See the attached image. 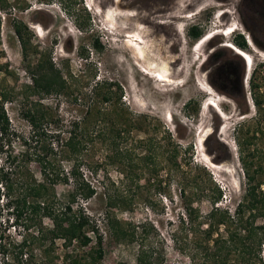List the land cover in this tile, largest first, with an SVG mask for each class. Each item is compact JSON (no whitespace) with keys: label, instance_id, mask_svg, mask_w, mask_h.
Masks as SVG:
<instances>
[{"label":"rangeland","instance_id":"1","mask_svg":"<svg viewBox=\"0 0 264 264\" xmlns=\"http://www.w3.org/2000/svg\"><path fill=\"white\" fill-rule=\"evenodd\" d=\"M256 7V0H158L153 4L144 0H6L3 4L0 85L10 93L5 109L12 129L20 137L26 139L32 132L24 113L34 109L39 98L26 96L32 81L14 32L19 23L25 26L31 64L35 66L39 55L44 54L63 69L68 81L69 97L42 101L52 108L55 121L63 120L61 130L67 121L87 112L86 104L76 103L74 98H81L95 81L105 79L121 86L122 102L129 111L153 120L151 124L142 120L141 130L133 131L122 145L125 152H130L128 162L139 156L149 157L151 150L160 148L148 165L138 161L139 168L133 170L128 164L121 166L97 141L78 158L82 173L97 188V196L83 205L104 238L105 256L100 264H137L141 239L147 248L155 250V256L162 254L161 264H202L203 257L196 256L195 247L206 237L189 233L186 209L194 211L197 226L207 223L217 206L233 215L250 185H259L257 195L264 192V111L254 104L244 58L225 46L233 43L236 34H244L253 42L256 52L250 47L254 65L249 77L257 67L256 94L264 100V49L256 44L257 40L264 47V19L256 14ZM226 10L231 13L219 17ZM197 23L203 25L204 35L218 33L201 48L196 46L201 39L194 40L188 34ZM233 25L238 27L236 32L224 36V30ZM129 41L141 42L140 48ZM150 69L155 75L150 74ZM157 72L168 76L172 83L159 80ZM212 100L219 107L207 110L205 105ZM91 118L95 120L96 116ZM45 127L53 129L44 123ZM150 138L155 139L151 150L143 144ZM177 143L181 145L177 154L180 168L173 166L172 154L168 153ZM24 151L14 137L8 151L5 148L0 152V160L5 164L6 153L17 155ZM19 164H24L21 159L15 165ZM24 167L41 179V168L34 161ZM246 169L255 179L252 184ZM218 187L223 195L215 205ZM71 190L72 186L65 184L55 188L60 197ZM111 197L120 199V208H110ZM6 204L7 199L1 197L0 264H72L73 258L67 261V254L73 253V248L67 250L63 241L47 248L48 253L30 247L35 230L28 227L26 216L16 222ZM110 212L124 226L139 227L134 243L117 242L110 236L106 224ZM261 213L256 226L264 223V207ZM249 216L246 213L244 219ZM141 226L147 230L142 236ZM228 233L224 227L218 232L224 238ZM92 237L91 247H95L96 239ZM217 237L215 233L213 239ZM90 251V247L79 248L73 255L81 264H91ZM237 255L232 253L228 263H236ZM254 261L264 264V245L259 259Z\"/></svg>","mask_w":264,"mask_h":264},{"label":"trees","instance_id":"2","mask_svg":"<svg viewBox=\"0 0 264 264\" xmlns=\"http://www.w3.org/2000/svg\"><path fill=\"white\" fill-rule=\"evenodd\" d=\"M0 11L6 0H1ZM225 1V0H223ZM256 14L264 19V0H256ZM1 16V15H0ZM1 26V17H0ZM23 23L15 26L14 32L22 46L23 63L25 70L30 76L32 84L27 87L28 96H36L39 100L34 104V109H28L24 113L32 127V132L28 138L20 137L19 133L13 130L9 116L5 109V103L10 98V93L4 91L0 85V152L10 148L11 140L17 137L25 151L14 155L6 153V163L0 160V198L7 199L6 208L18 219L26 216L30 222L29 228L35 230L30 239V247L43 250L48 253L49 247L57 241H63L67 250L73 248V253L67 254V261L72 259V264H81L74 258L76 250L90 247L88 257L91 264H100L105 256L103 247V236L100 235L95 220L90 214L86 213L83 202H87L97 196V188L84 176L81 171L78 158L88 147L95 145V141L105 147L113 155L115 160L123 165H129L130 169H138L140 165L149 164V161L157 157V150L152 151L155 139L150 138L143 141L144 146L149 148V157H137L128 162L131 157L129 151H124L122 145L128 141L133 131L141 130L143 121L147 124L153 123L149 116L141 115L129 111L125 103L122 102L123 90L114 80L95 81L91 90L82 95L81 98H74L85 103L87 112L84 116L73 117L67 121L65 129H60L64 122L55 121V115L51 107L42 101L48 98H61L70 96L68 91V81L64 77L63 69L57 67L52 59H47L44 54L39 55L37 63L31 64L29 41L26 40ZM26 29V28H25ZM202 24L192 26L188 34L190 38L199 40L204 35ZM233 44L243 51H250L248 40L243 34H236ZM256 44L264 49L256 40ZM97 41V46H98ZM35 52V51H34ZM250 76L249 85L253 91V101L259 111H264V100L256 94L255 73ZM96 116V119H92ZM60 120V118H58ZM143 120V121H142ZM264 121V115L262 117ZM44 123L52 130L44 128ZM9 139V140H8ZM8 140V143L4 142ZM142 142V140H141ZM172 164L175 168H180L177 161V154L181 145L173 144ZM166 153V150L162 151ZM21 159L24 164L15 165ZM34 161L41 168V179H37L29 167H24L27 162ZM66 163L69 165L66 167ZM148 163V164H147ZM135 164V165H134ZM24 167V168H23ZM247 170L248 182L252 184L255 180ZM28 177L27 180L24 177ZM209 183H213L209 178ZM207 183V182H206ZM59 184L72 186V190L64 197H60L55 188ZM215 184V183H214ZM198 189V185H196ZM258 186H249L243 203L239 204L234 214L223 212L220 207H215L207 217V223L197 226L194 224V211L186 209L184 216L190 227L189 233L196 235L203 234L206 241L200 240L195 247L196 256H201L202 264H255V259H259L262 246L264 245V223L256 226L255 223L264 207V192L257 195ZM3 192V193H2ZM216 197L213 203L217 205L223 192L218 187L215 190ZM110 198V208L118 209L121 207L120 199ZM82 202V204H80ZM228 211V209H227ZM249 213L248 219L244 215ZM106 224L109 228L110 236L117 242L134 243L139 231V227L124 226L115 215L110 212L106 215ZM197 218H201L197 215ZM50 222V225L47 224ZM186 223L183 222L184 225ZM207 225L204 229L203 226ZM235 226L233 230L231 227ZM227 228L229 233L227 238L218 234L221 228ZM147 230L141 226L142 233ZM218 237L214 238V234ZM92 235L95 236L96 245ZM27 240V239H26ZM24 244H28V240ZM211 247V248H210ZM232 253H238L236 263H228V258ZM153 249L147 248L144 240L141 239V252L137 257V264H161L162 254L155 256ZM161 261V262H160ZM125 264V263H119Z\"/></svg>","mask_w":264,"mask_h":264},{"label":"bare ground","instance_id":"3","mask_svg":"<svg viewBox=\"0 0 264 264\" xmlns=\"http://www.w3.org/2000/svg\"><path fill=\"white\" fill-rule=\"evenodd\" d=\"M220 17V16H219ZM218 17V18H219ZM182 18H184L185 19V17H182ZM187 18V17H186ZM115 29V28H114ZM36 30V29H35ZM43 32V30L42 31H39V33L41 34ZM218 34V33H217ZM216 34V31H214V32H212V34L211 33H207L204 37H202V39L199 41V42H201L200 43V48L204 45V44H206L207 43V41L209 40V39H211V37L213 38L215 35H217ZM224 35V34H223ZM128 37V36H127ZM139 41V40H138ZM137 41V42H138ZM198 42V43H199ZM131 43H133V41H129V44H131ZM138 43H141V42H138ZM138 43L136 44V43H133V45L135 46V48L137 47V48H140V46L138 45ZM232 44V43H231ZM249 44H250V47L252 48V50H254L255 52H256V49H255V45L253 44V42L252 41H249ZM198 46V47H199ZM232 46H233V48L236 50V52L239 54V55H241L242 57L244 56L245 58H246V60H245V62H246V70L248 71V77L247 78H249V74L252 72V70H253V65H254V59H253V56H252V54L250 53V52H248V51H243V50H241V49H239L238 47H236L234 44H232ZM233 50V49H232ZM245 70V71H246ZM150 71V74H154V72L150 69L149 70ZM158 73V77L160 78V80L162 81V82H168L169 84H171L172 83V80L168 77V76H166V75H164V74H162L161 72H157ZM147 74V73H146ZM149 74V75H150ZM155 75V74H154ZM153 78H155V77H153ZM157 78V77H156ZM248 80V79H247ZM209 92V91H208ZM209 95H211L212 96V93H210ZM213 101V104L212 103H209V104H207V105H205L206 106V109L207 110H210L211 108H214V109H216V107H219V105L217 104V102H216V100H212ZM216 106V107H215Z\"/></svg>","mask_w":264,"mask_h":264},{"label":"clouds","instance_id":"4","mask_svg":"<svg viewBox=\"0 0 264 264\" xmlns=\"http://www.w3.org/2000/svg\"><path fill=\"white\" fill-rule=\"evenodd\" d=\"M87 8L89 9V10H91V8H89V6H87ZM225 13H231L230 11H228V10H226L225 12H222L219 16H223ZM200 23H197V24H194V25H199ZM194 25H192V26H194ZM237 26L236 25H233V26H230L229 28H226V30H224V32H223V34H224V36H226V35H231V34H233V33H235L236 32V30H237ZM35 29V28H34ZM36 32L38 33V31L36 30ZM244 35V34H243ZM205 35H203L202 37H204ZM247 38V37H246ZM200 39H202V38H200ZM199 39V40H200ZM214 38H212L211 37V39H209L208 41H207V43L206 44H208V43H210V41L211 40H213ZM198 40V41H199ZM247 40H248V38H247ZM200 43L201 42H199V43H197V45L196 46H199L200 45ZM248 43H249V40H248ZM233 44V43H232ZM232 44L231 43H228V44H225V46L226 47H228V48H231V49H233L234 51H236L234 48H233V46H232ZM244 59L246 60V58L244 57ZM247 72V71H246ZM158 79L160 80V78L158 77ZM249 79H250V77H249ZM208 95H209V93H208ZM208 103H212L213 104V101H209Z\"/></svg>","mask_w":264,"mask_h":264},{"label":"flooded vegetation","instance_id":"5","mask_svg":"<svg viewBox=\"0 0 264 264\" xmlns=\"http://www.w3.org/2000/svg\"><path fill=\"white\" fill-rule=\"evenodd\" d=\"M146 3L153 4L158 2V0H144Z\"/></svg>","mask_w":264,"mask_h":264},{"label":"water","instance_id":"6","mask_svg":"<svg viewBox=\"0 0 264 264\" xmlns=\"http://www.w3.org/2000/svg\"><path fill=\"white\" fill-rule=\"evenodd\" d=\"M243 58H244V56H243ZM247 71V70H246Z\"/></svg>","mask_w":264,"mask_h":264}]
</instances>
